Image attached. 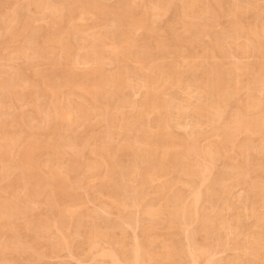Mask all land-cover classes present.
<instances>
[{
  "label": "bare ground",
  "instance_id": "obj_1",
  "mask_svg": "<svg viewBox=\"0 0 264 264\" xmlns=\"http://www.w3.org/2000/svg\"><path fill=\"white\" fill-rule=\"evenodd\" d=\"M1 1L0 59H22L27 70L12 67L8 75L7 63L0 65V117L10 102L25 107L41 96L46 103L31 107L32 119L42 115L46 130L33 135L32 124L24 136L17 120L0 118V234L19 233L0 249L21 246L38 260L61 248L87 252L100 240L111 247L98 255L115 264H264V0ZM18 4L37 21L63 25L48 35L47 25L42 37L27 28L35 18ZM34 58L51 71L28 64ZM92 119L100 131L77 132ZM91 183V198L120 220L141 206L147 221L134 246L127 247L125 231L110 234L119 222H83L90 213L81 210L78 190ZM38 200L50 217L29 218L27 202ZM14 218L24 222L13 227ZM182 226H192L186 246ZM69 230L80 238L74 249ZM159 230L168 237L159 239ZM51 231L56 239L42 243ZM224 251L232 254L216 256Z\"/></svg>",
  "mask_w": 264,
  "mask_h": 264
},
{
  "label": "rangeland",
  "instance_id": "obj_2",
  "mask_svg": "<svg viewBox=\"0 0 264 264\" xmlns=\"http://www.w3.org/2000/svg\"><path fill=\"white\" fill-rule=\"evenodd\" d=\"M1 1V0H0ZM115 0H104V3L106 4V5H109V6H112L111 4H114L115 5V3H116V1L114 2ZM2 2V1H1ZM2 4L0 3V6H1ZM113 5V6H114ZM18 9L20 10V7H22L21 8V10H22V12H20V14H22V15H24L25 16V13H26V16H29V17H31V18H35V20H33V21H35V22H33V21H31L28 25V27L27 28H29L30 30H33V28L35 29V28H37L38 30H40V31H43V32H41V34H42V37H44V36H46V34H44V27H46L47 25H48V22L45 24L44 22H46V21H43V20H41L39 17V20L37 21V19H36V17L34 16V14H33V12H29V10H27L25 7H23V4H18ZM14 8V7H13ZM16 8V7H15ZM24 8L27 10H25L24 11ZM17 9V10H18ZM19 12V11H18ZM23 12H25V13H23ZM65 12V11H64ZM19 14V15H20ZM31 16H30V15ZM18 15V14H17ZM19 16V19L17 18V20L12 24L13 25V27H19V25L18 24H21V21H22V19L24 18V16ZM0 16H1V18H0V20H2V15L0 14ZM169 16V17H168ZM20 17H22V18H20ZM168 19H170V14H167V15H165V16H163L159 21H158V23L159 24H164L165 22H167L168 21ZM19 20H20V23H18L19 22ZM42 22H41V21ZM90 21H88V22H86V23H89ZM1 23V22H0ZM39 23V24H38ZM42 23V24H41ZM35 25V27H34V25ZM45 24V25H44ZM52 23H49V27L48 28H46L45 29V33H47V35L50 33V34H52L53 32H57L58 30H60V28H61V25H63V23H57V27H58V25L60 26V28L58 27H55L56 25H53L52 27L53 28H50V25H51ZM44 25V26H43ZM21 26V25H20ZM31 26V27H30ZM40 28H38V27ZM42 26V27H41ZM55 27V28H54ZM25 29L26 31H24V33H27V31H29V29ZM57 28V29H56ZM97 28V27H96ZM99 28V29H98ZM97 28V30L95 29L94 31L96 32H98V30H100L101 29V27H98ZM36 29V30H37ZM219 29V27L217 28V30ZM49 30H52V31H49ZM54 30H56V31H54ZM49 32V33H48ZM96 32V33H97ZM44 34V35H43ZM1 39V38H0ZM3 39V38H2ZM1 39V40H2ZM1 40H0V42H1ZM20 40L21 39H19V41L18 42H20ZM18 42H17V45H18ZM11 50V48H9V50L8 51H10ZM4 57V56H3ZM2 57V58H3ZM6 59H8V58H6V57H4V61L2 60V59H0V65L2 66V64H5V63H7V64H5V66L3 65L2 67H4L5 68V72H7V70L8 71H10V73L12 72V67H15L16 69H22V68H25L26 67V63H25V61H23L22 59H16V60H13V62L15 61V62H17V60L19 61L20 60V62H17V64L14 62V63H11L12 62V59H8V60H6ZM252 60V58H245L243 61H248V60ZM249 60V61H250ZM10 61V62H9ZM30 60H28L27 62H28V64H30V65H35L36 66V68H34V69H36V70H38V67H39V70H40V68H43V66H45V69L46 68H48L49 67V64H48V66H47V63L46 62H48V61H46V59H42V58H40V59H36L35 60V58H34V60L33 59H31V61L29 62ZM45 61V62H44ZM2 62V63H1ZM33 62V63H32ZM40 62V63H39ZM106 62V63H105ZM9 63H11V67H10V64ZM24 63V64H23ZM32 63V64H31ZM42 63V64H41ZM15 64V65H14ZM43 64H45V65H43ZM111 64V63H110ZM17 65V66H16ZM29 65V66H30ZM42 65V66H41ZM8 66V68H6ZM22 66H24V67H22ZM35 66H33V67H35ZM103 66L105 67V69L107 70V71H109V70H111L112 68H111V66H112V64L111 65H109V60L107 61H104V63H103ZM20 67H22V68H20ZM113 67V66H112ZM111 68V69H110ZM26 69V68H25ZM44 69V68H43ZM43 69H41V71H45V69L43 70ZM104 69V68H103ZM104 69V70H105ZM24 69H22V71H23ZM27 70V69H26ZM46 71L48 72H50L51 70H50V68H48V69H46ZM24 72H26L25 70H24ZM48 72V73H49ZM10 73H8L7 72V74L9 75ZM31 78V77H30ZM32 81V78H31V80H29V82H31ZM27 87H31V86H27ZM27 87H25L24 89H26V91L25 92H28L30 89L29 88H27ZM28 90V91H27ZM126 93V95L128 96V98H130L131 97V100H139L140 99V97H141V92H138V93H132V92H129V91H126L125 92ZM131 93V94H130ZM130 94V95H129ZM139 94V95H138ZM32 97V96H31ZM38 98V99H37ZM36 99L35 98H33L32 97V101H33V103H35L34 105H33V103L32 102H29V103H26L24 106L25 107H22L21 105H23V104H20V103H18V102H21V101H12V102H10V108H6L5 107V111L7 112L5 115H2V117H0L1 118V120L3 121V123L4 124H7V122L8 121H6L7 120V118H8V120L10 121V119H11V121H10V123L8 122V124H14L13 126H15V122H13V121H15V120H17L16 121V126L18 125V123H19V125L20 126H15V129L17 130L16 131V133L18 132H22L21 134H23L24 136L31 130V128H32V124H37V125H33V128H32V131L33 132H36V133H32L33 135H36V136H40V134L41 133H44L45 132V130L46 129H44V126H42V125H45V122L44 121H42V115H40V118L39 117H35V118H33L32 119V116L34 117L35 115H34V113H33V111H31V107L32 106H37V105H39V107H41L42 108V106L44 105V103H46V101L44 100L43 101V99H44V97H42L41 98V96H39V97H37ZM34 99V100H33ZM41 101H43L42 102V104L43 105H41V103L40 102ZM24 101H22L21 103H23ZM39 102V103H38ZM15 103H17L16 104V106L19 104L20 105V107H19V105H18V108L17 107H15ZM36 103H37V105H36ZM12 104V105H11ZM14 104V105H13ZM27 105V106H26ZM14 106V108H12ZM30 106V107H29ZM22 107V108H21ZM12 108V109H11ZM17 108V109H16ZM21 110H20V109ZM11 109V111H7V110H10ZM28 109V110H27ZM16 110H19V111H21V112H19V111H16ZM18 112H19V114H18ZM10 113V114H9ZM27 113V114H26ZM33 113V114H32ZM12 114V115H11ZM15 114H17L16 116H14ZM18 115H20V116H18ZM21 115H22V117H24V118H22L21 117ZM25 115V116H24ZM30 117H29V116ZM3 117H6V119L5 118H3ZM9 117H11V118H9ZM18 117V118H17ZM14 118V120L12 121V119ZM32 119V121H30V119ZM19 119V120H18ZM22 119V120H21ZM40 119H41V123H40ZM0 120V121H1ZM5 120V121H4ZM38 120V121H37ZM34 121V122H33ZM35 121H37V123L35 122ZM6 122V123H5ZM12 122V123H11ZM18 122V123H17ZM24 122H25V124H24ZM27 122H29V123H27ZM39 123V124H38ZM23 124V126L21 127V125ZM26 124H28V126H26ZM42 124V125H41ZM88 124H91V127H90V125H88ZM31 125V126H30ZM88 125V126H87ZM7 127L9 126V125H6ZM12 125H10L8 128L10 129V128H13V126L11 127ZM25 126V127H24ZM34 126H35V128L36 129H34ZM100 124L99 123H96V120L95 119H92V120H90L89 122H87V123H84V125H82V126H77L76 127V129H77V132L78 133H82L83 131H85V130H91V131H94V132H98V131H100ZM18 127H20V129L18 128ZM27 127V128H26ZM87 127V128H86ZM26 128V129H25ZM39 128V129H38ZM43 128V129H42ZM84 128H85V130H84ZM92 128V129H91ZM20 131H19V130ZM25 129V130H24ZM28 129V130H27ZM42 129V130H41ZM11 130V129H10ZM13 130H14V128H13ZM23 130V131H22ZM27 130V131H26ZM15 131V130H14ZM32 131H30V134H31V132ZM44 131V132H43ZM24 132H26V133H24ZM38 132L40 133V134H38ZM29 134V133H28ZM116 141V140H115ZM115 143V142H114ZM64 149H65V151H67V152H71V149L70 148H68V147H64ZM70 149V150H69ZM43 159V158H42ZM218 164V166L217 165H215L216 167H215V169L217 170V169H219L220 168V163H217ZM42 169H46L44 166L42 167ZM216 170H214V171H216ZM17 171V170H16ZM1 184H2V181H1ZM0 184V185H1ZM92 184V185H91ZM91 184H89L88 186H90L91 188H87L86 187V189L85 188H83L84 189V191L82 190V189H80V190H78V193H81L82 194V196H83V199H82V205H81V207H83V208H81V210L83 211H89V216H85L83 219L85 220V221H83L84 223H88L87 224V226L88 225H90L91 223L93 224V225H97L98 227H104V225L108 222V221H116L115 223H118L119 222V224L121 225L120 226V229L119 228H113L112 230L110 229L109 230V232H110V234L112 235V236H114V237H117L118 235L120 236V234H122V232H124L125 234H126V236H125V234H124V239H125V242H126V245H127V247H132V246H134L135 244H136V242H137V239H136V237H138L139 238V226H140V223H142V222H146L147 221V218H145V217H143L142 216V214H141V212H139L140 211V208H141V206L140 207H136V209L134 208V207H132V208H130L129 209V211L131 212V214L129 215V219L127 218V220L125 219H122V220H120L119 219V216H118V214L116 213V211L115 210H112V212H107L104 208H103V206L101 205V204H99L98 202H100V200H98V199H94V198H91V195H92V193H93V189H92V186H93V183H91ZM90 189H92V191L90 190ZM154 189V188H153ZM82 190V191H81ZM238 190L240 191V189L238 188ZM237 190V188H236V191H233V193L235 192V193H237V194H239L240 192ZM91 191V192H90ZM150 191H151V189H150ZM185 191H187V192H185V194H186V196H188L189 194H190V190L187 188V187H185ZM234 193V195L236 196L237 194H235ZM89 196V198H88V196ZM91 194V195H90ZM154 196V195H153ZM155 198V197H154ZM89 200V201H88ZM42 201V202H41ZM37 202H39V204L37 203V204H34V203H32V202H27V208H28V213H30V214H28L29 215V218H31L30 217V215L32 216V218H33V216L35 215V212H36V216H38V217H40L41 219L43 218H47V217H50L49 216V214H50V211L46 208V205H45V202L43 203V200H38ZM41 203V204H40ZM238 203H240V204H238ZM238 203H236V207L238 206V207H242V208H244V205H245V203L244 202H242L243 204H241V201L240 202H238ZM25 205V203H22V206H24ZM33 204V205H32ZM93 204V205H92ZM96 204V205H95ZM238 204V205H237ZM31 206H33V207H31ZM34 206H36L35 208H34ZM39 206V207H38ZM29 207H30V209H29ZM42 208H44V209H42ZM87 208V209H86ZM33 209V210H32ZM35 209H36V211H35ZM132 209V210H131ZM134 209V210H133ZM138 209V210H137ZM43 210V211H42ZM102 210V211H101ZM46 211V212H45ZM91 211V212H90ZM109 211V210H108ZM113 211H115V212H113ZM134 211V212H133ZM137 211V212H136ZM41 212V213H40ZM48 212H49V214H48ZM95 212V213H94ZM47 213V214H46ZM92 213V214H91ZM94 213V214H93ZM97 213V214H96ZM99 213V214H98ZM38 214V215H37ZM45 215V217H43V215ZM51 215V214H50ZM137 215V216H136ZM47 216V217H46ZM116 216V217H115ZM133 216V217H132ZM139 216V217H138ZM90 217V218H89ZM110 217V218H109ZM138 217V218H137ZM145 218V219H143V218ZM31 218V219H32ZM87 220H86V219ZM89 219V220H88ZM114 219V220H113ZM132 219V220H131ZM140 219H142V220H140ZM14 220H16V223H15V221ZM92 220H94L93 222H92ZM98 220V221H97ZM250 219H248V221H249ZM128 221V222H127ZM140 221H142V222H140ZM17 222H21V223H23L24 221H23V219H16V218H14V219H12V226L13 227H15V226H17V225H19V224H21V223H17ZM90 222V223H89ZM126 222V223H125ZM125 223V224H124ZM101 226H100V225ZM138 224V225H137ZM134 225V226H133ZM195 225V224H194ZM128 226V227H127ZM193 226V225H192ZM192 226H190V228L192 227ZM121 227H123V228H121ZM133 227V228H132ZM184 226H182L181 227V230L179 231L178 230V232H179V237H180V239L182 240L183 238H186V239H184L183 241H185V242H183L184 244L187 242V236H188V234H189V229H186V228H183ZM131 228V229H130ZM137 228V229H136ZM183 228V229H182ZM4 230V229H3ZM2 230V233L1 234H3L2 235V238H1V240L0 241H3L2 243H5V244H8V242L10 241V242H14V237H15V235H19V233L18 232H16L14 229H9L11 232H9V230L7 231V230H5V231H3ZM119 230H120V232H119ZM185 232V234L183 233V232ZM69 232H71V234L69 233V234H66V236H67V238L69 239V241L71 242V241H73V242H71V245L73 244V246H71L70 244H69V246H70V248H72V249H74V245H75V241H76V239L78 240V239H80V238H78L77 237V235H76V237H74V235H73V231H71V230H69ZM116 234H115V233ZM127 232V233H126ZM178 232H176V234L178 233ZM180 232H182V233H180ZM5 233V234H4ZM52 233H54V235L55 236H53V234ZM68 233V232H67ZM117 233H118V235H117ZM159 233V234H158ZM158 233H157V237L160 239V238H163V237H166L167 236V233H166V231L165 230H159L158 231ZM0 234V235H1ZM6 234H7V236H6ZM9 234V235H8ZM13 234V235H12ZM162 234H164V235H162ZM50 235H51V237H50ZM69 235V236H68ZM72 235V236H71ZM159 235V236H158ZM162 235V236H161ZM9 236V237H8ZM6 237H8V238H6ZM41 237H43V236H41ZM40 237V238H41ZM46 237H48L47 238V240H49V239H51V238H55L56 239V237H57V233L55 232V231H51L49 234L47 233V235L45 236V237H43L42 239H40L39 238V240L43 243V241L44 242H47L46 241ZM168 237V236H167ZM199 237H200V239H201V236H198V240H200L199 239ZM3 238H5L6 240H9V241H5V239H3ZM73 240H72V239ZM131 238V239H130ZM11 239V240H10ZM136 240V242L134 241V240ZM13 240V241H12ZM51 240H54V239H51ZM75 240V241H74ZM133 240V241H132ZM5 241V242H4ZM98 242V244L96 243V244H94V245H92V246H90L89 248L87 247L86 249H88V251L87 252H82V251H78V254H76L77 253V250H73V251H71V249L69 250L68 248H61V249H59V250H57L58 252H56L55 251V253L53 252L52 254H54V255H52V254H50L51 252L50 251H48V249H46V248H44L43 249V251L44 252H46V250L48 251V252H50L49 254L48 253H44V254H42V255H40V256H43V257H40V256H37L38 257V260H37V258H35V256L33 257L32 255H31V251L30 250H24V249H22V247L21 246H13V247H11L10 249H5V251L4 250H1L0 249V252H2V257H1V255H0V260L2 261V263H0V264H4V262L6 263V264H12L13 263V260L14 261H17V262H20V263H25V264H29L30 262H31V259H32V264L33 263H35V264H115V263H113V262H111V261H109L108 259H106V258H101L99 255H98V251H96V250H98V249H100V248H107V247H111L109 244H106V243H104V242H102V241H97ZM133 243V244H132ZM9 244H11V243H9ZM103 244H104V246H103ZM130 245V246H129ZM185 246H186V244H185ZM95 247V248H94ZM19 248V249H18ZM20 248H21V250H22V252H21V250H20ZM63 249H65V250H63ZM13 250H15V251H13ZM90 250H92V251H90ZM29 251H30V253H29ZM71 251V252H70ZM158 251H159V249H158ZM10 252V253H9ZM20 252V253H19ZM76 252V253H75ZM92 252V253H91ZM225 252V251H224ZM220 253V255L218 254V255H216L218 258H227L229 255H231L232 254V252L230 253L229 251H226L225 253ZM228 252L230 253L229 255H228ZM10 255H9V254ZM13 253V254H12ZM17 253H19V254H17ZM71 253H73V254H71ZM5 254H7V255H5ZM14 254H16V256L14 255ZM26 254V255H25ZM28 254H30L29 256H28ZM71 254V255H70ZM77 255V257H76V255ZM85 254V255H84ZM86 254H87V256H86ZM94 254V255H93ZM223 254H224V256H223ZM73 255V256H72ZM226 255H228V256H226ZM12 256L14 257L13 259H12ZM19 256V257H18ZM23 256V257H22ZM4 257V258H3ZM40 257V258H39ZM45 257V258H44ZM72 257V258H71ZM76 257V258H75ZM96 257V258H95ZM11 258V259H10ZM25 258H26V260H25ZM34 258H35V260H34ZM6 259V261H4ZM28 259V260H27ZM46 259V260H45ZM73 259V260H72ZM142 260V259H141ZM0 261V262H1ZM65 261V262H64ZM85 261V262H84ZM89 261V262H88ZM28 262V263H27ZM42 262V263H41ZM46 262V263H45ZM48 262V263H47ZM54 262V263H53ZM67 262H69V263H67ZM94 262V263H93ZM105 262V263H104Z\"/></svg>",
  "mask_w": 264,
  "mask_h": 264
}]
</instances>
